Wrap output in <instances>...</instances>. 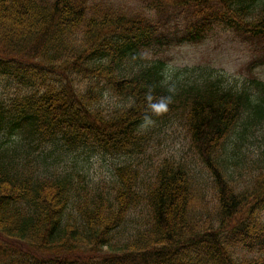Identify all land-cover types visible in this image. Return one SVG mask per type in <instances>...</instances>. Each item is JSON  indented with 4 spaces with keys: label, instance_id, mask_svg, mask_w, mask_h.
Listing matches in <instances>:
<instances>
[{
    "label": "trees",
    "instance_id": "16d2710c",
    "mask_svg": "<svg viewBox=\"0 0 264 264\" xmlns=\"http://www.w3.org/2000/svg\"><path fill=\"white\" fill-rule=\"evenodd\" d=\"M165 2L161 21L105 0H0V264H264V81L180 77L163 56L215 25L264 40V0ZM146 116L184 121L203 185L173 159L142 185L129 159ZM59 148L124 160L89 184L52 169Z\"/></svg>",
    "mask_w": 264,
    "mask_h": 264
},
{
    "label": "rangeland",
    "instance_id": "374dc122",
    "mask_svg": "<svg viewBox=\"0 0 264 264\" xmlns=\"http://www.w3.org/2000/svg\"><path fill=\"white\" fill-rule=\"evenodd\" d=\"M99 2L101 0H94ZM107 4L121 8L129 16L150 17L152 20H163L171 5L165 0H105ZM186 25V20L184 19ZM183 24V25H184ZM184 25V26H185ZM154 54V52H153ZM169 73L180 77H188L194 73H209L213 77H221L232 86H240L249 80L250 75L264 81V40L249 42L239 32L216 25L213 32L196 45H184L163 52ZM254 62L250 69L249 64ZM107 103L113 99L106 97ZM149 143L144 152L129 159L134 168L140 170L142 185L151 184L155 179L158 165L163 160L173 159L187 165L193 174L201 180H207L204 167L191 148L186 125L180 118L154 122L147 125ZM51 147L49 143L47 145ZM44 148V147H43ZM59 154V155H58ZM59 162L52 164L57 172L73 169L81 175L89 176V184L98 182L108 183L113 180L114 168L122 165L124 158L87 156L81 153L58 151ZM76 161L79 165H73ZM243 167L245 168V162ZM245 173V169L243 170ZM202 184V182H201ZM203 185V184H202ZM212 189L207 187V199L212 195ZM148 219V210L145 202H141L132 213L134 224L139 217Z\"/></svg>",
    "mask_w": 264,
    "mask_h": 264
},
{
    "label": "clouds",
    "instance_id": "9594fccd",
    "mask_svg": "<svg viewBox=\"0 0 264 264\" xmlns=\"http://www.w3.org/2000/svg\"><path fill=\"white\" fill-rule=\"evenodd\" d=\"M171 102V97H163L161 98V103L159 106L156 107V113L160 114L163 111L167 110V104ZM147 123H154V121L151 120V117L146 116L145 117V124Z\"/></svg>",
    "mask_w": 264,
    "mask_h": 264
}]
</instances>
